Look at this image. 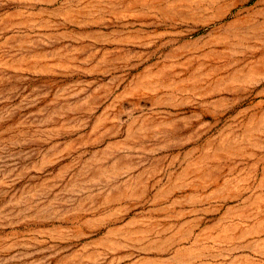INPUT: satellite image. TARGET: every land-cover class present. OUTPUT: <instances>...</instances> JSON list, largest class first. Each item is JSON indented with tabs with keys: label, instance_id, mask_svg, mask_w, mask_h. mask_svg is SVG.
I'll use <instances>...</instances> for the list:
<instances>
[{
	"label": "rangeland",
	"instance_id": "374dc122",
	"mask_svg": "<svg viewBox=\"0 0 264 264\" xmlns=\"http://www.w3.org/2000/svg\"><path fill=\"white\" fill-rule=\"evenodd\" d=\"M0 264H264V0H0Z\"/></svg>",
	"mask_w": 264,
	"mask_h": 264
}]
</instances>
